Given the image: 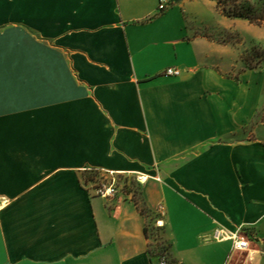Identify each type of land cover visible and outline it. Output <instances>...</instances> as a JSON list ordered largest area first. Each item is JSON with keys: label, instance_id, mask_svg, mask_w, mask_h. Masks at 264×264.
Masks as SVG:
<instances>
[{"label": "crops", "instance_id": "0c3cea01", "mask_svg": "<svg viewBox=\"0 0 264 264\" xmlns=\"http://www.w3.org/2000/svg\"><path fill=\"white\" fill-rule=\"evenodd\" d=\"M159 1L0 0V264H158L148 219L171 264H264L253 70ZM96 174L145 179L152 216Z\"/></svg>", "mask_w": 264, "mask_h": 264}, {"label": "rangeland", "instance_id": "374dc122", "mask_svg": "<svg viewBox=\"0 0 264 264\" xmlns=\"http://www.w3.org/2000/svg\"><path fill=\"white\" fill-rule=\"evenodd\" d=\"M220 0H198L189 10L186 16L189 38L195 36H206L213 41H220L229 46L230 52L226 58L229 64L234 63L235 68L230 71V78L240 82V76L246 67L241 60L243 55L252 51L254 46L264 49V25L251 24L249 21L229 17L218 8ZM227 8L246 7L258 9L264 0H221ZM253 76L245 80V84H250L256 90L258 97V108L252 119L244 125L239 132V138H259L264 140V73L253 70ZM260 75V76H259ZM98 182L99 187L105 184H113L117 193L132 194L141 208L146 210L148 217L152 214L145 208L141 193V183L135 176H112L96 174L91 177ZM142 180V179H141ZM153 219H148V236L152 237L150 251L158 259L166 258L170 262L169 246L161 238V231L152 224ZM171 263V262H170Z\"/></svg>", "mask_w": 264, "mask_h": 264}, {"label": "trees", "instance_id": "16d2710c", "mask_svg": "<svg viewBox=\"0 0 264 264\" xmlns=\"http://www.w3.org/2000/svg\"><path fill=\"white\" fill-rule=\"evenodd\" d=\"M218 8L222 11L223 14L229 17L241 18L249 21L251 24L264 25V2L261 3L258 9L238 7L236 8H227L226 5L220 0L218 2ZM164 11H160V14ZM241 60L243 61L246 70H255L259 69L264 73V49L254 46L252 51L243 55ZM142 193V192H141ZM137 206L140 208L143 214H146V210L141 208L140 203L134 199ZM146 208V207H145ZM146 236H148L147 229L145 230ZM152 254V252L150 251Z\"/></svg>", "mask_w": 264, "mask_h": 264}, {"label": "built area", "instance_id": "2783aa9c", "mask_svg": "<svg viewBox=\"0 0 264 264\" xmlns=\"http://www.w3.org/2000/svg\"><path fill=\"white\" fill-rule=\"evenodd\" d=\"M179 0H160L159 1V10L166 11L169 6L173 3L178 2ZM166 75L178 77L181 75V70L175 67H169L166 70ZM139 182L142 183L141 179L138 178ZM114 185H110L105 188L104 195H112L114 191ZM216 239L218 240H229L232 242V250L235 252H246L250 249V239L248 235L245 233L243 227H239L236 231L233 232H216ZM158 264H171L166 258L159 259Z\"/></svg>", "mask_w": 264, "mask_h": 264}, {"label": "bare ground", "instance_id": "6f19581e", "mask_svg": "<svg viewBox=\"0 0 264 264\" xmlns=\"http://www.w3.org/2000/svg\"><path fill=\"white\" fill-rule=\"evenodd\" d=\"M140 179H141V178H140ZM141 181H142V183H145V179H142Z\"/></svg>", "mask_w": 264, "mask_h": 264}]
</instances>
